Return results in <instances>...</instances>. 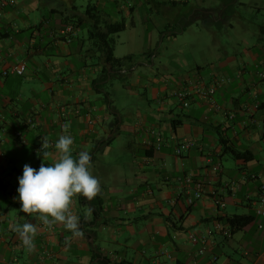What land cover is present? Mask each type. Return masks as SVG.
I'll use <instances>...</instances> for the list:
<instances>
[{"label": "crops", "instance_id": "1", "mask_svg": "<svg viewBox=\"0 0 264 264\" xmlns=\"http://www.w3.org/2000/svg\"><path fill=\"white\" fill-rule=\"evenodd\" d=\"M259 4L263 3L0 0V264H264V215L257 212L264 184V19L250 28L240 11L256 6L261 12L264 6ZM89 5L99 14L100 29L106 23L125 22V28L113 34L114 55L120 44L128 47L125 56L131 59L114 77L133 76L130 85L145 93L150 90L160 103L158 114L122 113L112 106L106 87L112 77L105 79L102 70L115 71L89 38ZM76 17L82 23L67 40L62 30ZM200 21L210 30L215 25L234 29L239 23L246 34L223 51L213 42L218 63L207 64L208 69L195 63L170 77L154 72L147 81L140 68L154 71V58L165 40L171 44ZM138 29L146 32L147 41L136 52L132 47L140 39ZM191 45L182 43L179 48L188 52ZM138 55L151 59L145 62ZM23 61V75L4 74ZM219 78L225 79L215 93L220 110H209L196 94L185 107L174 95L185 89L194 92L200 83ZM152 130L166 139L160 149L146 143L155 141ZM121 132L130 133L125 149L136 172L133 177L115 174L111 181L102 157ZM60 135L73 137L74 156L89 152L91 171L101 186L91 200L82 194L72 198L80 236H73L62 222L49 227L36 218L39 214L23 212L18 199L23 166L39 168L59 159L55 143ZM187 140L195 145L178 155L176 145ZM227 146L249 152L252 158H236ZM227 158L233 162L226 163ZM186 174L203 185L202 197L193 203L187 199ZM234 214H253L254 219L228 235L226 218ZM25 222L37 227L32 249L9 227ZM193 235L208 239L205 253H200L202 244L194 242Z\"/></svg>", "mask_w": 264, "mask_h": 264}, {"label": "rangeland", "instance_id": "2", "mask_svg": "<svg viewBox=\"0 0 264 264\" xmlns=\"http://www.w3.org/2000/svg\"><path fill=\"white\" fill-rule=\"evenodd\" d=\"M257 2L263 3L259 4V6H264V0H257ZM255 7L256 6H247L246 8L240 9L241 13L247 19V26L250 28H255L256 24L264 19V10L259 12ZM234 25V29L229 25H215V27L211 29L214 32H211L208 26L200 21L193 24L183 35H179L177 40L171 44L169 41L165 40L164 47L160 49V53L154 58L155 70L152 71L151 68L146 66L140 68L143 71L144 77L148 81L147 77L154 76L153 74L155 73L159 75L161 74L162 76L168 75L169 77L178 75L181 73L182 68L186 70L194 68L195 63L208 69L209 65L207 64L218 63V54H215L216 50L212 46L213 42H219L221 46L224 47L221 48V51H223L225 48L230 49L234 42L239 38H242V35L244 36L246 34L243 27H239V23H234ZM139 27H141V25H139ZM124 34L128 35V33H123V37ZM135 34L136 37L140 39L134 41L136 43L132 47V50L134 49L137 52L139 51L138 47L140 44L141 46H145L147 37L146 32L141 29H138ZM129 36L132 35L129 33ZM182 43L193 45H191L190 50L187 52L186 50L179 48ZM201 44L203 45L202 48L200 47ZM128 51H130L128 47L119 44L115 56L123 57ZM202 51L206 54H201ZM137 58L145 62H147L146 60L151 59L150 56L141 55H138ZM207 60L209 62H206ZM132 82L133 76H129L126 79L115 76L109 80L106 87L112 94V106L122 113H136L140 110L143 112H155L158 114L160 112V103L156 101L153 93L150 90L145 93L143 88L133 87L130 85ZM127 85L130 87H127ZM175 97L177 98L176 95ZM129 141L130 133L121 132L112 140L113 149L102 157V160L106 161V167H108V170H111V172L108 173L111 181H114V178L116 177L115 174L118 175L119 173L123 176L133 177L136 172L131 165L132 158L129 157L128 151L125 149L127 142ZM228 162H233V159L227 158L226 163Z\"/></svg>", "mask_w": 264, "mask_h": 264}, {"label": "clouds", "instance_id": "3", "mask_svg": "<svg viewBox=\"0 0 264 264\" xmlns=\"http://www.w3.org/2000/svg\"><path fill=\"white\" fill-rule=\"evenodd\" d=\"M73 143L71 135H60L55 143V148L61 153L59 159L53 163H41L39 168L25 164L23 174L18 177L17 191L23 212L39 214L36 218L49 227L62 222L73 236H80V218L71 211L72 198L82 194L91 200L101 191V186L91 171V155L80 151L74 156ZM47 146V141L43 140V148ZM9 227L19 234L25 247H35L37 227L33 223H10Z\"/></svg>", "mask_w": 264, "mask_h": 264}, {"label": "built area", "instance_id": "4", "mask_svg": "<svg viewBox=\"0 0 264 264\" xmlns=\"http://www.w3.org/2000/svg\"><path fill=\"white\" fill-rule=\"evenodd\" d=\"M118 1H123V0H118ZM73 27L69 25L65 29L62 30L63 34H67V32H72ZM27 68V63L25 61L18 63L15 65L11 70H5L4 74H7L9 71L17 74H24ZM264 76V73L261 74ZM225 81L224 78H219L217 80H214L212 83L205 85L200 83L196 90L193 92L191 90H180L175 92V95L177 98L183 102V105L185 107L189 106L191 99L193 98V94H196L199 99L204 100L207 102L208 109L209 110H220V105L216 102L215 100V93L217 92L218 88L223 85V82ZM152 133L155 136V141L152 143L150 140L146 141L147 144L150 145H155L157 148H161L162 145L166 142L165 137L163 134L158 131V130H152ZM194 142L187 140V141H182L176 145L175 151L178 155H183L185 154L188 150H190L194 146ZM214 170H218V166L214 165L213 167ZM183 182L186 183V188L188 192V202L193 203L195 199H200L203 195V185L200 182H197L193 174H186L185 177L183 178ZM233 185H236V182H232ZM257 212L259 214L264 215V184L261 185L260 187V195L257 200ZM226 233L228 235L231 234V229L228 226ZM194 242L200 241L202 246L200 248V253H205V251L208 248L209 241L207 238L204 237H197V236H192L191 237ZM156 264H161V263H156Z\"/></svg>", "mask_w": 264, "mask_h": 264}, {"label": "trees", "instance_id": "5", "mask_svg": "<svg viewBox=\"0 0 264 264\" xmlns=\"http://www.w3.org/2000/svg\"><path fill=\"white\" fill-rule=\"evenodd\" d=\"M85 14H87L88 18L93 21V27L91 28V30L89 32V38L94 40V42H95L94 45L97 46L96 50L101 53L102 60L106 64H109L111 69L113 71H115L112 73L111 71H109V69H107V67H104L102 70L103 71V77L105 79H107L108 76H110V74H111L110 78L114 77L116 72H119L124 67V65L128 61H130V59H131V56L116 57L114 55L115 39L113 38V34L122 31L125 28V22L119 21V22H115V23H106L105 27L103 29H100L99 24H98L100 17H99L98 12H96L95 6L94 5L87 6ZM71 21L74 22V24H70V25L73 27V30H75L76 25L77 26L81 25L82 18L76 17L75 19H73ZM67 33H69V34L68 35L64 34L65 37H67V40L72 39V36L74 34L73 31L67 32ZM19 75H23V74H19ZM202 101H204V100H202ZM181 103L183 104V102H181ZM177 122H178V120H174V121H172V124L176 127ZM153 146H155V145H153ZM227 147H228V150L236 158H245V159L252 158V154L249 152H241V151H239L236 148H233L231 146H227ZM253 219H254L253 214H249V215L234 214L232 216H228L226 218V222L229 224V227L231 229V233H234L236 231L243 229L246 225L251 223L253 221Z\"/></svg>", "mask_w": 264, "mask_h": 264}]
</instances>
